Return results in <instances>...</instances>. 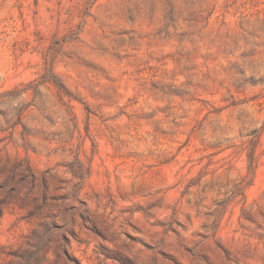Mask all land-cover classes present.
I'll return each mask as SVG.
<instances>
[{"label": "rangeland", "instance_id": "374dc122", "mask_svg": "<svg viewBox=\"0 0 264 264\" xmlns=\"http://www.w3.org/2000/svg\"><path fill=\"white\" fill-rule=\"evenodd\" d=\"M0 264H264V0H0Z\"/></svg>", "mask_w": 264, "mask_h": 264}, {"label": "trees", "instance_id": "16d2710c", "mask_svg": "<svg viewBox=\"0 0 264 264\" xmlns=\"http://www.w3.org/2000/svg\"><path fill=\"white\" fill-rule=\"evenodd\" d=\"M254 161H255L254 156H251L249 159V165L248 166H249V169L252 171L254 170Z\"/></svg>", "mask_w": 264, "mask_h": 264}]
</instances>
